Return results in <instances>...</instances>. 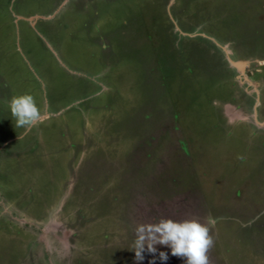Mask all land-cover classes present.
Wrapping results in <instances>:
<instances>
[{
  "label": "rangeland",
  "instance_id": "1",
  "mask_svg": "<svg viewBox=\"0 0 264 264\" xmlns=\"http://www.w3.org/2000/svg\"><path fill=\"white\" fill-rule=\"evenodd\" d=\"M161 217L264 264V0H0V264H186Z\"/></svg>",
  "mask_w": 264,
  "mask_h": 264
},
{
  "label": "clouds",
  "instance_id": "2",
  "mask_svg": "<svg viewBox=\"0 0 264 264\" xmlns=\"http://www.w3.org/2000/svg\"><path fill=\"white\" fill-rule=\"evenodd\" d=\"M9 108L15 120V128L25 129L24 135L41 120L35 99L29 94L14 96L9 102ZM209 232L208 226L196 219L175 220L161 217L155 222L136 227L132 248L137 260L143 259L145 245L147 251L155 253V245L161 244L170 247L172 255L184 258L186 264H210L207 253L214 246V240ZM160 256L167 259L163 252Z\"/></svg>",
  "mask_w": 264,
  "mask_h": 264
},
{
  "label": "water",
  "instance_id": "3",
  "mask_svg": "<svg viewBox=\"0 0 264 264\" xmlns=\"http://www.w3.org/2000/svg\"><path fill=\"white\" fill-rule=\"evenodd\" d=\"M233 64H234L235 66H238L239 68H241V66H242V64L239 63V62H234Z\"/></svg>",
  "mask_w": 264,
  "mask_h": 264
}]
</instances>
